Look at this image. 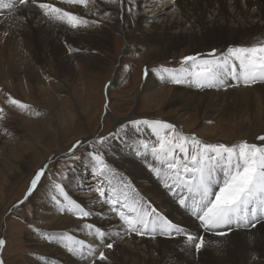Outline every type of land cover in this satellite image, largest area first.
Returning a JSON list of instances; mask_svg holds the SVG:
<instances>
[{
  "label": "rangeland",
  "instance_id": "1",
  "mask_svg": "<svg viewBox=\"0 0 264 264\" xmlns=\"http://www.w3.org/2000/svg\"><path fill=\"white\" fill-rule=\"evenodd\" d=\"M171 1L175 3V0ZM223 1L226 2L225 0H213V3L224 4ZM163 2L166 1L157 0L156 5L161 6ZM94 6L95 4L92 0H89L85 10L93 9ZM157 6L149 7L146 5V2H143L140 7L141 9H146L143 11L145 14L150 15L152 12L157 13ZM105 13L109 14V16L117 17V12L113 14L112 10H105ZM177 16L178 18L180 17L179 11L174 6L167 8L161 14V18L165 20V24L166 22L169 23L175 20ZM157 24L159 25V23H155L154 27L159 30L160 28L157 27L160 26ZM125 29L123 28L121 32L117 31L111 35L108 47L103 49L104 60L102 64L100 63L96 66L93 64L92 58L84 57V59H80L78 54L73 55L67 66V69L74 73L70 84H66L64 78L59 77L56 72H51L50 74L47 69H40V83L48 92H51V103L49 101L47 103L46 99L39 98L34 94V96H30V101H26L23 100L24 97L21 96L19 91H11L10 94L14 98L31 105L34 109L39 110L42 115L36 116L27 111L22 112L17 108L10 107L6 103L7 97L5 95L10 92V89L6 87L0 89V106L5 107L7 112L6 117L0 121V239L6 241V244L0 249V259H3L4 264H34L31 261L34 258H39L43 261L48 260L49 263L47 264H64L63 262H67L66 259H62L59 255V257L55 258L56 262L51 259V253L55 252L57 247H61L62 251L65 249V254L68 251L57 240H48L41 236L37 231L38 229L54 233L58 237L65 234L71 235L76 239L84 240L86 244L90 243L93 245V237L100 242V239L94 235H90L88 230L84 231V234L81 232L76 234L70 233L66 229H59V226L54 223L55 218L52 216L55 214V211L60 216L67 214V219L75 222V224H80L83 220L77 218L71 212H61L59 208L55 207V203L50 199L48 194L50 190L44 187L45 185L50 186L56 178L53 174H57L59 177H62L58 182L62 183L65 190L69 194L71 193V195L86 191L99 197L96 188L103 184L106 195L103 198H99L103 201L111 197L112 192L108 184L110 179L108 177H97L91 170L92 165L88 157V153L93 150L92 144L97 141L99 136L108 137V143L103 144V146L107 147V150L105 149L104 151L108 152L107 154H100L117 160L118 157L111 152L109 153V151L113 150L111 149L112 147L115 148L117 146V141L122 145V147L120 146L123 150L121 153L129 150L130 143L127 142L130 146L123 145L126 136H133L134 140L145 139L149 140V142L154 140L151 130L146 126H142V131L140 132H137L131 126L121 132V126L129 124L132 120L160 119L173 125L181 123L182 126L180 125L179 129L176 127L178 131H182L186 135L195 134L207 143H240L248 141L252 135H256L258 131L263 130L264 113L256 116L250 111V109L258 107L264 108V93L259 90H251L248 93L251 97L250 101L252 100L255 103L253 106L251 104L252 108L249 106L250 101H245L244 97L241 99V97H238L239 95L237 96V93L222 89V99L228 100L231 104V106H227L224 102L225 105H222L227 111L223 109L217 111L218 108L214 109L213 105H209L207 108L191 109L186 115L180 109L179 104L175 103L174 95V92L181 89L180 87L183 85H174L161 81V85L163 84L160 86L161 88L157 86L153 92L160 91L162 87L169 86L168 88H171V91L166 95H163L160 91L162 96L155 94L148 96L152 90H145L144 88L149 76H144L145 66L150 70L159 68L160 66L178 68L184 56L192 55V52L201 46L208 47L209 51L213 49L218 51L223 48L230 38L240 43L241 40H249L248 36L242 33H234L231 36L229 31H215V33L221 34L220 37H217L216 41H211V39L206 37L199 38V41L194 44L190 40L178 39L174 43L164 44L166 46L163 45V48L156 47L157 40L155 37H150L146 42L138 45L134 42L129 43L130 30L126 31ZM141 29L146 32L149 31L147 30V25L143 22ZM176 31L180 32V30ZM196 31L200 34L202 33V30L199 28ZM151 34L153 33H148V35ZM219 38H222V41ZM159 49L160 53H152ZM1 84L2 82H0ZM209 96V99H213V94ZM66 118L68 121H66ZM4 129L7 131H4ZM116 133L119 134L110 135ZM139 135H142V137ZM119 136L125 137L116 139V143L111 142V140ZM135 136L137 137L135 138ZM109 139H111V143H109ZM77 141L84 142L74 153L75 157H79V159L69 158V149ZM137 141L135 142V150ZM99 146V143H95L96 149L99 150ZM105 156L104 158L106 159ZM45 165H47V174L43 178L41 186L28 201L13 209V205L23 199L30 186V181L36 172ZM145 167L148 171L150 170L147 166ZM122 180L126 181L129 179L124 178ZM119 181L121 180H117V183ZM160 184H162V181H160ZM87 186L88 188H85ZM135 192L141 195L139 190ZM51 194L57 195V199L61 203H64L63 198L58 194ZM81 195L84 196L85 194L82 193ZM78 201L81 204V201ZM93 215L96 216L97 214L93 213ZM116 218L119 225L123 226L119 217L116 216ZM118 232L119 230H115L116 235ZM133 235L139 238H151L157 247L153 249L150 242H146L144 239L138 241V244H136L138 248H134L132 242L126 241V244L124 243V246H127L126 249L120 251V254L127 255L126 258L121 255L125 260L123 263L116 261L113 253H108L107 261H98L100 262L98 264H149L150 258L154 257L156 264H163L162 253L164 249L173 248L171 240L175 241L179 238L160 235H156L155 237ZM105 241L107 242L108 239ZM161 242H165V244L162 245ZM100 243L98 245H101ZM180 243L182 245V242ZM99 248L96 247L97 257L100 251H104L105 253L107 249L102 246L101 249ZM115 248L116 246L112 249ZM127 248L133 250L129 252ZM211 248L206 245L195 259L188 252L183 254V256L185 255L184 257L176 254L170 260L172 264H213V252ZM112 249L107 250L112 252ZM127 252H129V255ZM228 259V256H218L214 264H227ZM251 262L247 261L246 264H251ZM171 263L165 262L164 264ZM237 264H240V262Z\"/></svg>",
  "mask_w": 264,
  "mask_h": 264
},
{
  "label": "snow or ice",
  "instance_id": "2",
  "mask_svg": "<svg viewBox=\"0 0 264 264\" xmlns=\"http://www.w3.org/2000/svg\"><path fill=\"white\" fill-rule=\"evenodd\" d=\"M88 3L89 0H61L59 5L58 0H0V9L11 11L20 6L26 12L35 10L52 24H63L72 30H78L98 26L102 21L79 15L63 5L87 8ZM107 3L127 6L129 14L133 13L136 6V0H107ZM103 16L107 18L109 14L104 13ZM67 51L72 53L81 49L69 46ZM150 72H155L159 79L166 83L189 85L197 89L241 86L250 88L264 84V42L228 47L222 53L213 49L206 55L184 56L178 68L160 66L150 70L145 66L144 76H148ZM5 95L6 103L10 107L32 115H42L39 110L14 98L10 93ZM105 107L107 109V105ZM6 115L5 107L0 106V121ZM129 126L137 132L142 131V126L151 130L154 140H138L135 154L145 160L150 154L160 165L156 167L148 163L151 171L162 181L163 188L174 198L176 209L198 222L199 234L190 232L186 226L158 210L151 202L139 196L129 183L121 180L118 186H112V180H109L112 196L102 203L110 205V211L119 217L125 235L183 237L184 244L191 246L195 253L199 254L206 243L213 246L219 244V241L206 242L205 234L226 238L234 229H252L264 221V135L257 137L259 144L242 141L228 145L204 142L195 134L186 135L178 131L175 125L160 119L132 120L129 124L122 125L120 131ZM107 139L108 137L99 136L93 143V150L88 153L91 170L97 177L116 175L113 167L95 147V143L103 145ZM82 143L84 142L77 141L69 149V158L79 159L74 153ZM46 174L47 165L36 172L23 199L13 205V209L29 200L41 186ZM53 175L56 178L52 184L44 187L50 190L49 197L59 210L71 212L81 220L91 217L93 211L86 209L69 195L63 184L58 182L62 177ZM96 191L99 197H105L103 184L96 188ZM51 193L62 197L64 203L57 199V195ZM83 228L87 229L90 235L98 237L101 245L86 244L84 240L67 234L58 237L51 232L39 229L37 231L48 240L62 243L69 253L85 264H96L97 259L107 261L108 257L104 251H100L98 257L96 256V247L112 249L114 243L103 244L110 234L92 223H84ZM117 235L121 233L118 232ZM5 244L6 241L0 239V249ZM0 264H4L3 259H0Z\"/></svg>",
  "mask_w": 264,
  "mask_h": 264
},
{
  "label": "bare ground",
  "instance_id": "3",
  "mask_svg": "<svg viewBox=\"0 0 264 264\" xmlns=\"http://www.w3.org/2000/svg\"><path fill=\"white\" fill-rule=\"evenodd\" d=\"M165 1L166 2H163L161 6H157V0H136V6L132 14L127 12V6L121 7L119 5H110L107 3V0H95L94 8L89 10H85L83 6L63 5L68 8V10H73L79 15L86 16L89 19L102 21L98 26L81 28L78 30H72L63 24H52L46 21L35 10L26 12V10L20 6L11 11L8 9H0V82H2L0 89L6 87L7 89H10V92L7 90L9 93L17 90L21 93V96L24 97L23 100L26 101H30V96L34 94L39 98L46 99L47 103H51L52 94L40 83L39 75L41 72H39V70L47 69L50 74L51 72H56L59 77L64 78L66 84H70L73 80L74 73H72L73 71L71 72L68 70L67 66L73 55L78 54L80 59H84V57L92 58L93 64L96 66L100 63L102 64L104 60L103 49L108 47L111 35L117 31L121 32L123 28H126V31L130 30L128 37L129 43L134 42L138 45L146 42L150 37H155L158 45H156V47H163L164 44L174 43L178 39L190 40L194 44L199 41V38L206 37L211 39V41H216L217 37H220L221 34L219 35V33H215V31H229L231 36H233L234 33H242L250 38L247 41H245L246 39L241 40L240 43L230 38L229 41L224 44L223 48L217 51L218 53L225 52L228 47L250 46L256 42H264V0H225L226 2L223 1L224 4L213 3V0H175V3H172L171 0ZM143 2H146V5L149 7L157 6V13L155 14V12H152L150 15L145 14L143 11L146 9H141L140 7ZM60 3L61 0H58V5ZM227 5L228 7H226ZM173 6L179 11L180 17L178 18L177 16V18L171 22L167 20L169 23L166 22L165 24V20L161 18V14H163L167 8ZM229 8L231 9L230 11ZM105 10H112L113 14L117 12V17L108 16L105 18L103 16ZM142 22L147 25V30L149 31L146 32L141 29ZM155 23H159V25L157 24L160 26L157 27L160 28L159 30L154 27ZM187 24L189 25L185 28ZM197 28L202 30L201 34L196 31ZM175 30H180V32H175ZM148 33L153 34L148 35ZM219 40L222 41V38H219ZM69 46L73 49H81V51H73L72 53H69L67 51ZM155 52L160 53V49L153 51L152 53ZM209 52L211 51H209L208 47L201 46L193 51L192 55H206ZM161 83L158 75H156L155 72H150L144 86L145 90H152L151 93L149 92L148 96L154 94L162 96V94L166 95L171 91V88H168V86L162 87L160 90L162 94L160 91L153 92L155 87L163 85H161ZM180 88L181 89L174 92L175 103L179 104L180 109H182L186 115L189 110L194 108H207L209 105H213L214 109L218 108L217 111H221V109L227 111L222 105H225L226 103L227 106H231L228 100L222 99V88L197 89L189 85H183ZM251 90H259L264 93V84H257L250 88L242 86L235 88L229 87L226 91L237 93V96L239 95L238 97H241V99L244 97L245 101H250L251 97L248 93H250L249 91ZM210 94H213V99H209ZM251 104L253 106L255 103L251 100L249 102L250 108H252ZM250 111L254 115L259 116L264 113V108L258 107L256 109H250ZM66 121H68V119ZM180 125L181 123H178L175 126L179 129ZM262 128V131H258L256 135H252L247 142L259 144L260 141L257 137L264 135V124ZM139 136L142 137V135ZM122 137L124 138L125 136ZM122 137L119 136L114 140L109 139V143H116L115 140L118 138L122 139ZM136 137L137 136H135V138ZM125 138L123 145L130 146L127 142L130 143L131 146L129 150L124 151L125 153H121L123 151L121 148L122 145L117 141V146H115V148L112 147L111 149L113 150L109 151V153L111 152L118 157L117 160L110 159L111 157L109 158L107 155H104L106 157V162L113 167L116 173L114 177H108V179L112 180V185L118 186L117 180H122L124 178L129 179L130 181L126 180L125 182L129 183L135 191L139 190L142 195L139 196L143 197L146 201L151 202L153 206L164 214L169 215L175 222H179L186 226L190 232L199 234V229L197 227L198 222L195 221L194 218H190L176 209L174 198L166 192L162 184H160V179L156 177L148 167V163H152L153 166L156 167H160V165L154 161L151 156L145 160L135 154V142L138 139L134 140L133 136H126ZM106 143H108V141ZM227 144L233 145L237 143L227 142ZM105 149L107 150V147L100 144L99 152L107 154L108 151H104ZM145 166L150 170L148 171ZM85 188H88V186ZM82 193L85 194V197L81 195ZM69 195L77 202L80 200L82 206L86 209L92 210L93 213H96L97 215H92L87 220H83L82 223L75 224V222L67 219V214L60 216L55 211V214L52 216L55 218L54 223L59 226V229H66L70 233L78 234L81 232L84 234V231H87V229L83 228L84 223L88 222L100 227L110 234L106 238L108 241L106 242L105 239L103 241L105 243L103 244L114 243V247L116 246L115 249H112V252L105 248V255L108 256V253H113L115 260L119 263H123L125 261L123 257L126 258L127 256L122 253L120 254V251L127 247L124 246L126 241L132 242L133 247L138 248V245L136 244H138L140 239H144L146 242H150L153 249L154 247H157L155 245L156 243L154 244L153 239L151 238H139L133 234L125 235L123 233V226L119 225L118 219L110 211L111 206L102 203L101 198L96 197V194L93 195V193L85 191L74 195H71L70 193ZM55 207L58 208L56 204ZM115 230H119L121 235H116ZM179 238L175 241L171 240L173 248L164 249V252L162 253L163 258L161 257L163 264L165 262L171 263L170 258L176 254L183 256V254L189 252L188 254L193 256L194 259L198 255L192 248H190L191 246H186L184 244L183 237ZM205 240L206 242L219 241L217 246L206 243L207 246L212 247L213 264L217 261L218 256L220 257L221 255L229 257L227 264H237L238 262H240V264H246L247 261H252L251 264H264V221L257 224L256 227L252 229H234L226 238H219L211 234H205ZM100 242L93 237L94 246H98ZM180 242H182V245ZM164 244L165 242L162 243V245ZM99 249H101V247ZM130 249L127 248L129 252L133 250ZM56 250L51 253V259L55 262V258L60 256L62 259L67 260V262H63L64 264H68V261L69 264H85L84 261H81L71 253L66 252L67 254H65V249L62 251L61 247H57ZM129 252H127L128 255ZM121 255L123 257H121ZM253 257H255V259H253ZM31 261L34 264L49 263L48 260L43 261L39 258L31 259ZM98 261L99 260H96V264L100 263ZM149 264H156L155 257L150 258Z\"/></svg>",
  "mask_w": 264,
  "mask_h": 264
}]
</instances>
